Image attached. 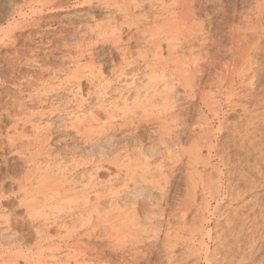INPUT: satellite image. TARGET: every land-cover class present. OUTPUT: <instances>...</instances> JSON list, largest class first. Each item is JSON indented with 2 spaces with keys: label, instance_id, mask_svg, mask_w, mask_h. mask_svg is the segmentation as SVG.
<instances>
[{
  "label": "rangeland",
  "instance_id": "1",
  "mask_svg": "<svg viewBox=\"0 0 264 264\" xmlns=\"http://www.w3.org/2000/svg\"><path fill=\"white\" fill-rule=\"evenodd\" d=\"M192 1L194 4L191 2L193 4V5L191 4L192 5L191 8H193L192 10L195 12L192 11L193 13L192 12L191 13L195 16H193V19L191 17L192 22H190V21H188V22H190V23L196 22L195 23L196 26L198 24H200V22L203 23L202 26L204 27V32H206L205 34L207 37L209 36L207 38L208 39V42L206 45L207 47L205 46L206 49L205 48L204 49H205V51L207 50L208 52H210L212 56H216L214 62L219 64V61H220V64H222V63L227 62V61L229 62V60L233 59V57H234L233 50L234 49H232V48L235 47V41L239 40L237 38L238 33L241 32L239 35H242V37L244 36L245 38L247 37V39H248L247 43L240 40L241 44L239 43V45H242V46L245 45V46L251 47L248 50H250V53L252 54L251 57H253L252 62H251V65L253 67H251L250 73L248 72L247 75L246 74L245 75L247 77H249V78L246 77L247 80H250L253 83L252 87H253V90H255L254 91L255 94L253 97L254 99L251 100V105L249 106L250 111H249V109L243 110L240 105L234 106V105H230L227 102H225L224 96L227 93V91L231 90V89H233L234 92H237V93L239 92L238 94L236 93L237 96L235 97L237 99V102L242 103V100H243V102H245L246 98L243 95V93L244 92L246 93V91L243 88H241L242 87V85H241L242 84V81H241L242 78L236 77L235 85L234 86H228L227 87L228 90L225 88L224 89L225 94L222 95L221 98L218 97V98H220V101L222 102V107H221L219 115L213 116L211 114V112L208 111V109L206 107H204L202 103L199 102V100L197 101V100L191 99L190 97H186L183 94V92H182L183 90L181 87H178V86L175 87L176 91H177L176 92L177 98L179 99L178 100L176 97L174 98V100L176 99V101L177 100L179 101V102L178 101L175 102V105L178 103L176 105L175 111L178 109L179 111L185 112L186 115L188 114L190 120H191V118H192V120H194L195 118L198 119L199 114H201V113L204 116H206L208 119H210V121L213 120L212 122H214V123H212V124H213V129L215 132L214 133L215 137L214 136L212 137V139H214L213 143L216 146V149L218 147V150H220L219 151L220 153H225V154L228 153L231 156V160H230V158H229L230 156L228 157V154L226 155L227 158H229V162H228L229 164L227 163L225 166L217 165V167L219 168V170L217 169L218 171H216V169L213 170V168H211V167L210 168L209 167L204 168V170H203V167H201V166L198 168V170L200 172H202L204 174L205 178H208V180L209 179H212V181L214 180L213 183L215 182V187H217L216 184L218 182L219 185H222L223 187L228 185L227 188L228 189L231 188L230 189L231 192H233L234 190L238 191V189L241 190L243 188V191L241 192V194L243 193L244 195L240 194L241 197L238 199L237 202L234 201V204H232V205H230V202H229V201H231L230 199H226V202H225V200L221 201V204L218 203L216 199L210 200V202L206 200L207 202H209L208 208H206V206L204 207V205H203V204L206 205V202L201 204L202 207L199 204L195 205L192 208V210L189 212V214L186 216V220H187V223L189 222L188 224H190V226L193 229L199 228L200 226L203 225L204 234L201 236H200V234H198V237L194 238V240L191 244L192 246H190L186 243L185 244L180 243L177 246V248L175 249V257H176L175 259L176 260L174 259L175 261L173 260V263H169V262L168 263L169 264H178V262H182V264H206L207 261H205L206 260L205 258H206V256H210L212 258L211 264H213V263L214 264H222V263L223 264H264V187H263L264 186L263 185L264 180L261 181V178L262 179L264 178V176L262 177V175H264V152H263L264 151V102H263L264 101V0H192ZM260 5L262 8L260 7ZM170 6H171V9H170ZM180 7L183 9V6L180 5L179 0H175V1L174 0H159V1L158 0H41V1L40 0H0V190H1L0 191L1 192L0 193V261L1 260L3 261V263L1 262L2 264L7 263L6 259H7L8 252H9V254H13L10 252H15V251L19 252L18 250H21V252H22V250H24L23 252L26 253L27 246H31V247L27 248L28 254H30L34 250L31 253V254L34 253V255H33L34 261H36L35 255H37V256L42 255L41 256V259L43 260V261L41 260L42 263H41L40 259H38V258H40V256L37 257V259H38L37 261L39 264H53L54 261H55V263L57 261L59 263H61L63 261L62 264H68V263L76 264L77 262L75 260L76 259L78 260L79 256H80V258L84 257L83 255L81 256V254L84 253L82 251V249H83L82 247H85L84 251H86L87 248L89 246L92 247L93 244L96 246H97V244H98V246L100 245L99 248H101L102 250L105 251L107 258L111 259L110 263H112V264H158V262H159V264H162V262L164 264H168L166 261L167 257H168V253H167V251H168L167 245L168 244L166 242H164V240L162 238L164 236V234L162 233V231H159V229H162V228L166 229L167 226L170 227L169 224L171 222V227H173V231H174V229L177 228L176 227L177 224H179V222L182 219V216H181L182 213L180 214L176 208H171L170 210L166 209V211H165L166 214H169L170 211L174 212V214H173L174 216H172V220H171V216H170L169 224H167V222H165V221H167L166 220L167 217L161 216V214H162L161 209H162V207H164L163 206L164 204H163V201L160 199L161 197L159 196L158 190L156 189L157 190L156 191L155 189H153L150 185H148L145 182H142V183L138 182V184L136 183L137 185H132V183H130L129 177H131L132 175L129 177H128V175H130L131 174L130 172L133 170L132 169L128 170V167L129 168L133 167V168L137 169L138 167L141 168L140 166L145 164L144 163L145 159L143 160V158H145L146 155L144 153H142L141 150H148L146 148H149L152 144L158 142L159 134L155 132V125L156 124H154V122L151 121L152 122L151 123L147 120H144V119L141 120L140 119L141 122L139 120V123H138V120L134 121V123H131V120H129V118L131 115H132L131 117H133L134 116L133 114H136L135 116H137V117H139V115L142 116L140 108H137L138 104L137 105L133 104L136 102L137 99H139V97H140L141 101H142V99L144 100V98L141 99V97L146 95L145 89H142V90L140 89V92H138V94L136 93V91L133 92L136 89V85H137V87L139 85L142 86V85H144L143 83H146L148 81L147 75L145 76V74H147V73L144 69V67L146 68V66H145V64H143L142 58H140L141 54L143 53L142 51H144V49L146 51V49H147L149 51H146V52L150 56L152 55L151 51H153V49H156L158 47V44L156 43L157 40H154V38H157V36H158V30L160 29V31H161V29H162L161 27L164 25L163 23H164V21L167 20V17H169V18L173 17L172 15L174 12H172V11H175V12L177 11L178 13L176 12V14H180V13L182 14V12H181L182 9ZM179 9H181V11ZM262 9H263V11H262ZM171 13H172V15L170 16ZM181 14L179 16L174 14V16L180 17ZM169 20H167V21H169ZM157 25L158 26L160 25L161 27L160 26L158 27ZM198 26H200V25H198ZM230 26H231V28H230ZM163 27H165V26H163ZM237 28H239V29L236 30ZM243 31H245V33H243ZM153 33H156V37H155V34H153ZM114 34L116 36H114ZM198 36H199V34L196 35L195 40H193L194 45L196 46L197 49H198V47L201 48V45H199V44H201L206 39L205 36L202 34H200L199 37ZM153 40H154V42H153ZM212 40H214V41L211 43ZM146 42H148V43H146ZM154 43H155V45H153ZM156 44H157V46H156ZM246 44H248V45H246ZM162 45L164 48L163 52H162L163 57L166 58V57H168L167 56L168 55L167 50H165V44L162 43ZM154 46H155V48H154ZM159 49L160 48L158 47V49H157L158 52H160ZM155 51L156 50H154L153 53ZM184 51H187V52H184ZM183 52L186 55H188V53H189L188 48L185 47V49H183ZM206 52H201V53H203V55L205 56L204 53H206ZM254 52H255V54H254ZM122 54H123V56H122ZM164 54H165V56H164ZM138 56H140V57L138 58ZM124 57H126L125 59L127 62L125 60H123ZM139 60H140V62H139ZM130 61L131 62L133 61V64L131 65L132 67L130 65H128L129 63H131ZM137 61H138V63H137ZM118 65H120V66H118ZM121 65L123 68L119 69V67H121ZM128 66H129V68L131 67L130 68L131 70L129 68H127ZM93 67L95 68L96 71L94 69H92ZM116 67H118V68H116ZM122 69L124 70V72L126 70L127 71L124 73L122 71ZM92 70L99 73V74H97V75H99V77L96 76V73H91V74H94V77H93V75L91 76L90 74H87L88 72H92ZM97 70H99L101 72H98ZM119 70L122 71V73H124V74H122L121 80H119V78H117L118 73H115L116 71L118 72ZM120 71H119V73H120ZM76 72H78L81 75V77L78 78V76H80V75L77 73V75H76L77 78H76V76L74 78L73 76H74V73L76 74ZM132 73L133 74L135 73V75H133ZM132 75L134 78H132ZM86 76L87 77L89 76L88 78H90V80L93 81V83L94 82L95 83L93 85L89 84L88 82L90 80L89 79L86 80ZM168 77L170 78V76H168ZM94 78H95V80H94ZM114 78H116L118 80H116V79L114 80ZM122 78H124V79H122ZM74 79H77V80L79 79V82L77 81L78 83L81 82V84H79V86L82 85V86H80L81 96H83L82 98H86V97L88 98V99L86 98L87 101H85L86 99L82 100V101H85L86 103L83 102V106L79 109H78L77 102L73 101L74 100L73 94L76 93V91H77V96H78V93H80V91L77 89L79 87L78 83ZM132 79H134L133 80L134 84H136L135 87H132L130 89L132 92L128 89H126V90H125V88L123 89V87H125V85L127 83H130V81L132 82ZM98 80H100L99 83H101L103 81H106V82L108 81L110 84H108V82L107 83L104 82V83L110 85V87L112 86L111 88L109 87V89L106 90L108 95L105 92V95H103V97L106 96V98H104L103 100L98 98L99 97L98 95L97 96L94 95L96 93V91H98V90L96 88H94L93 86L98 84V83H96ZM122 80H125L128 82L123 81V84H122L121 83ZM68 81H70V82H68ZM115 82H116V84H115ZM118 82H120L121 84ZM103 84H101V85H103ZM89 85L91 86V88ZM99 85L100 84H98V86ZM42 86H44V88ZM120 86L121 87L123 86L121 88L122 90L119 89ZM141 86H140V88H141ZM92 88H93V90H92ZM118 89L120 91H124V90L127 91L128 90L126 93H124L125 91L122 92L124 95L126 94L127 98H126V96H124V98H123V94L121 95L120 91ZM135 93L137 95H139L138 98L136 97L137 95H135ZM140 93H142V94L140 95ZM143 93H144V95H143ZM151 93L152 92H150V94ZM150 94H149V96H151ZM154 94H156V93H154ZM81 96L77 97V101L82 99V98H80ZM241 96H243L244 98ZM72 97H73V100H72ZM96 97L98 100L96 99ZM133 97H136L137 99L135 98L136 100L133 101L134 100ZM71 100H72V102H71ZM113 100H115L114 103L116 102L115 105H113V103H112ZM140 100H137L136 103L141 102ZM101 101H104V102H102V104H101ZM158 101L159 100H157V102ZM98 102L100 103V105L97 104ZM126 103L129 105V108L131 110L135 111V112L132 111L133 113L128 114L129 116L127 115L129 117V118H126L127 122L130 121V123H127L126 119L124 117L120 116V114L122 112L121 111L122 108H125V106H127ZM142 103H144V102H141L140 105ZM40 104L43 105L42 106V108L44 107L43 110H45V108H46V110L44 112H40V111H42V108L39 107V106H41ZM97 105H99L100 108L104 107L105 109H107L106 111L108 112V114L112 113L111 114L112 116L114 115L113 113L118 114L119 113L118 109L120 107H122V108H120L121 109L120 114H118L120 116V118H117V117H119V116H116L117 114H115L116 118L113 116L115 118V122L113 121L114 122L113 125L115 127L114 126L108 127L105 130L106 133L102 134V137H101L102 143H100L99 145H95L100 150L103 149L105 151L106 150L108 151L107 160L111 159L112 157H113V159H111L112 161L111 160L106 161L105 160L106 158H105L103 161L100 162L101 164H98L99 162H97V164H96V162H95V167L99 166V165L102 166L101 170L97 173H94V172H96V170H92V169H94V163H90V164L88 163V164H86L87 166L84 165L83 167H81L82 171L77 170L78 173L76 174V176H74V178H76L75 180H77V179L79 180V179H81V177H79V176H81V174L84 175V177H85L86 176L85 174H87V173H88V175L90 173L97 175V177H99L98 179L103 180V181L98 182L99 185H101V186L97 185L100 188L99 190L101 191L102 190L101 187L103 188V186L106 184V183H104V181L106 182V179L109 178L110 174H111V176L114 174L115 175V176L113 175L114 177L112 176L111 179L109 178L110 181L113 180L112 181L113 183L112 182L111 183L113 185H115V187H118L120 189L122 188L121 189L123 191L122 196L124 198H126L127 200H129L130 202H132L136 198V196L140 195L141 193H144L145 195H149L153 198V202L156 203L155 205L159 206L160 204L161 205L163 204L162 207L155 208L156 209L155 210V209H153L155 205L153 206V208H151L152 207L151 204L144 202L143 207H140L137 209V213L139 212L141 214L140 215L138 213L139 217L144 218L143 220L141 218L139 219L142 221V222L140 221L139 224H142L143 226H145L143 228H146V230H147V228L150 227L149 225L151 222L156 223L155 226L153 225L154 223H151V225H153V227H152L153 229H150V230H152V233H151V231L148 232L149 231V229H148L147 232L149 234L145 235L146 238H147V235H148V238H149V236L152 235V237H150L149 240H147L148 238L145 239V237H144V238H140L144 242L142 240L138 239L139 242L142 241L143 243L142 242L140 244H137L139 242L134 243L135 246L137 245V247L140 246L143 248V246H144L143 251H145V249H146L148 252V253H145L147 255L146 256L147 258H148V256L151 255L150 256L151 259H147V258H145V256L141 257L142 255L140 256L138 254L140 257V258L138 257L139 258V261H137L138 263H135L136 261H134L132 259V258H134L133 250H134V252L136 251L135 247L132 246L133 249H131V252L127 249L131 245V244H129L128 240H126L127 243L129 244L128 247L123 248V250H122V248H120V250H122V252L118 250L119 248L114 250L115 252H113V251H111V249H108V248H111L113 246L112 245L108 246V245L111 244L112 241L114 242V239L111 238L112 240L110 239L109 241H107V239L109 237H105L106 234L104 232H101L102 234H100L99 233L100 231H99L98 233L101 236L104 235L103 237H105L107 239L102 237L105 240V241H103V239L100 236H97V238H95L93 241H91V243H93V244L88 245L89 239L87 240L88 237H85L86 235L82 236L84 231H82L81 224L76 220V218H72V216H71V219L68 218V221H65V220H67V218L64 216L66 213L63 215V208H62L63 201H65V200H62V199H59L61 201L57 200V198L59 197V193L61 192L60 190L64 186H66V184H67V188L71 189L70 192H73V191L79 190L81 188L82 182H83V185L86 184V182L88 183V178H86L87 177L86 176L84 179H82L80 188H78L79 185L77 186L76 184L70 185L69 182L72 181L73 177H72V175H70L71 173L70 174H68L69 172L64 173V171H62V169H64L63 165H65V163L67 165V163L70 161L69 156L72 155L73 152H75V151L89 152L90 148L84 146V144L82 142L83 139H81L82 136L79 135L80 132H77L72 127V123L74 122V120L72 121V119L75 118L74 116L76 114L78 116L79 115L80 116L90 115L91 109L95 110L93 108H96ZM101 105H102V107H101ZM142 105H144V104H142ZM252 105H253V107H252ZM94 106H96V107H94ZM111 106H113V108ZM134 106H136L135 107L136 109H132V108H134ZM231 106H233L234 109ZM37 107H38L39 112H37L38 111ZM49 107H50V109L53 108V109H51L52 110L51 112H50ZM108 107L109 108L111 107L110 110H112V109L113 110L108 111V109H109ZM199 107L200 108L202 107V108L200 109ZM47 108H48L49 113H51V114H49V113L47 114V112H48ZM237 108H238V110H237ZM203 111H204V113H203ZM256 111L258 114L256 113ZM33 112L35 115L33 114ZM243 112L244 113L246 112V113L244 114ZM31 113H32V116H31ZM37 113H39V114H37ZM43 113H45L44 116H43ZM194 113H196V114H194ZM41 114H42V116H41ZM153 114H155V113H153ZM23 115H25V117L26 116L27 117L25 118ZM28 116H29V118H28ZM101 116H103L102 118H105V115H103V113ZM21 117H23L22 119L24 121L27 120V118H28L29 121H31V123L28 121L27 122L25 121L27 123L25 125L24 122L22 123L23 120L22 119L20 120ZM249 117H250V120H249ZM30 118H32V119L30 120ZM114 118H113V120H114ZM122 118H124L125 121ZM253 118H255V119H253ZM103 120L104 119H102V121ZM121 120H123L127 124L121 123ZM230 120H231V122H230ZM251 120H253V122H254L253 124H251L252 123ZM221 121L223 122V124H224L223 126L225 129L222 128V129H224V131L219 132L218 131V126H219L218 123ZM228 122H230V123H228ZM35 124L38 126V128L36 127ZM93 125L95 128L99 127V124L97 122L94 123ZM95 125H97V127ZM244 125H246V128ZM33 126H35L36 128ZM235 128L236 129L238 128L239 131H238V129L236 130ZM33 129H36L35 131H37V133L35 131H33ZM189 131H190L189 128H188V130H187V128H184V129L181 128L178 132L179 135L181 136V137H179V141H180L181 145L183 147L186 146V148L189 146L188 144H189L190 139H191V133H190L191 131L190 132ZM232 131L234 132V134ZM17 134L19 135L18 136L19 138L17 137ZM36 134L39 137L41 136V138H38L36 136ZM20 135L22 136L21 139L23 141L20 140ZM15 136H16V138H15ZM23 136L27 139V142H30L31 144L33 143V145H31V148H29L30 143H28L29 147L25 145V143L27 144V142L24 143V141L26 139L23 138ZM44 136H46L45 138L47 140L44 139ZM33 137H34V139L37 138L38 140L42 139L43 142L38 143L37 142L38 140L37 139L34 140ZM237 137H238V139H237ZM242 137L245 138V142L243 141L244 138H242ZM17 138H18V140H16ZM13 139H15L16 142L12 143L11 140L15 141ZM248 140L249 141L253 140L256 145L254 144V147H253V145L251 146L250 142H246ZM46 141H48V142H46ZM242 142L245 144V146L243 144H241ZM44 143H46V145ZM111 143H113V146L109 147L108 144H111ZM16 144H17V146L15 147ZM34 145H36V147ZM102 145H104V146H102ZM121 145H122L123 149L121 148ZM123 145L124 146L126 145V147H125L126 149H124ZM249 145H250V147H248ZM43 146L45 149H46V146H47V149H50V151H47V154L49 153V155H51V156L48 157L46 152L44 154L43 151L42 152L40 151V150L44 149ZM255 146H258V147L261 146V147H260V149L258 147H256L259 149L258 150L255 148ZM34 147H35V149H37V147L39 149L40 148L41 149L40 150L37 149L34 151L33 150ZM225 147H226V149L228 148L230 150V152H228L229 150L228 151L226 149L224 150ZM249 148H251L252 150L250 151ZM254 148L256 149V152H255ZM261 148H263V150ZM45 149H44V151H45ZM115 149L118 151H116ZM253 150H254V152H253ZM260 150H262V151H260ZM36 151H37V153H38V151H40L43 154V156L45 155L46 157L44 158L42 155L39 156V154H41V153H38L37 155L35 154L36 155L35 156L34 153ZM111 151H114V152L112 153ZM115 152H117L116 153L117 159L115 158L116 161H115L114 156H113V154ZM109 153H110V156H109ZM202 153L204 155L207 154V150L204 149L202 151ZM259 154H260V156H259ZM160 156H161V154H157V156L155 155L152 157H148V158H150V160L148 161V163L146 161V163H147V166L149 167V168L147 167L149 170L146 169V167H145V169L147 171H149V173L152 170H154V172H151V173H153V175H155L156 172L159 173L160 171L157 170V167L161 163H162L161 165H164V167H163L164 171L167 172V170H169L171 168L170 165H172V162H170L168 160L165 161ZM47 157H48V159L50 158L49 161H48ZM213 157L211 160L212 164H218L217 158L216 157L213 158ZM255 157H257V158L255 159ZM29 158H30V161H29ZM31 160H35L34 161L35 166H33V163H32L33 161H31ZM45 160H47V161H45ZM113 160L115 161V163L113 162ZM161 160H163V161H161ZM105 161H106V164L103 163ZM110 161L113 162L114 164H112ZM230 161L232 162V164L230 163ZM108 162H109V165H108ZM116 163L118 164V166H120V168H121V166H124L123 167L124 169L121 168V170H120V168H119V172L121 173L120 176L119 175L117 176V174H116V172L118 173V168H117ZM103 164H104V166H103ZM91 167H93V168H91ZM104 167L108 168V169L103 170ZM139 168L137 170H138V172H141V170ZM243 168H244V170H243ZM262 168H263V170H262ZM150 169H151V171H150ZM185 169H186V171L191 173L190 172L191 169L186 164L181 165L179 167V170L181 172L177 174V177H176V180H175L174 186H173V193L170 192V196H172L170 198V201L174 198L175 191H177L176 193L180 192V193H178V195L180 194V196H182V197L185 195L184 189L186 186H185V178L183 177V176H185V174H184L186 172ZM126 170H127L128 174H127ZM207 171H209V172H207ZM220 171H221V173H220ZM70 172H72V171H70ZM122 172H124V174L127 175V176L126 175L125 176L129 178V180H128L129 183H125L128 181L124 180L125 176L123 177ZM212 172H214V173H212ZM243 172L245 174H248V175L250 174L249 175L250 177L248 175H245V177L246 176L247 177L243 178L242 177L244 175ZM132 173H134V172H132ZM227 173L229 174V178H228ZM230 173H232L231 176H230ZM240 173H242V175ZM260 173H261V175H260ZM29 174H31V175H29ZM35 174H37V175H35ZM38 174H39V176H38ZM226 174H227V176H226ZM27 175L30 177H28ZM34 175L36 178L34 177ZM51 175H53V177H51ZM94 175H93V177H94ZM149 175L152 176L149 179H153V175L152 174H149ZM259 175L261 176L260 178H258ZM40 176H42V178H45L47 176H50V178H52V179L45 178L47 180L46 182H48V184H49V182L51 183L50 185L47 184V186H46L47 188H48V186L50 188L47 189L44 186V185H46V182L45 183L42 182L43 179L41 180ZM157 176H158V174H157ZM24 177H25V179H24ZM39 177H40V179H39ZM55 177L57 178V180L58 179L60 180L59 181L60 185L57 184V180L53 181L54 180L53 178H55ZM117 178H118V180H117ZM217 178H219V179H217ZM257 178H258V180H257ZM20 179L24 180V183H23L24 186H22V183H20L21 182ZM33 179H34V181H33ZM45 179H44V181H45ZM98 179H96V181H99ZM226 179L229 182L226 181ZM244 179L246 181L245 184H244V182H245ZM23 180H22V182H23ZM35 180L37 182H39L38 180H41L40 184H41V182L44 183V185H43L44 187H40L39 183H38L39 185L36 184ZM123 180H124V183H123ZM215 180H217V181H215ZM240 180H241V182L242 181L243 182L240 183ZM32 181L35 183H33ZM257 181L258 182L261 181V183H263V184H261L260 182L258 183ZM101 182H102V184H100ZM230 182H231V185L229 186L228 183H230ZM30 183H33L34 188H36V189H34V188L31 189L33 184H30ZM107 183L109 184L110 182H107ZM19 184H21V185H19ZM26 185L27 186L32 185V186L30 188V187H27ZM57 185L59 187L61 186L60 187L61 189L56 188V187H58ZM73 185H74V187H73ZM235 185L237 187L241 186V188L240 187L237 188V187H235ZM251 185H252V187L250 189ZM19 186H21V187H19ZM25 186L28 189L25 188ZM254 186L257 189L253 188ZM22 187L24 188L25 191L27 189V192L31 191L34 194V196L32 194H30V195L32 197H35V201H37V203H34L35 201H33V203H32V204H36L35 208H33L35 205H31L32 207L30 206L31 208H33V210L31 209L32 213H34L35 211L41 210L40 212L43 211L42 213L45 215L46 212L54 211L55 214H54V216H52V218L56 217L59 214L58 216H62V217L66 218V219L64 218L63 220L65 221L64 223H67V224L66 225L62 224V228L61 227L60 228H54V230H53V228H51V227H50L51 229H45L46 227L44 228L43 226H45L46 223L42 222L43 223L42 227L44 229L42 227H39L42 225V223H39V226L37 228L38 223H36L37 224L36 225L35 224L36 221L34 222V221H32V219L30 221V216L28 217V215H27V212L30 211L29 210L30 207H28L29 206L28 204L24 205L25 200L23 201V199H28L30 197V195H29V197L27 195L26 197H28V198H25V195L27 194V192H25ZM175 187L178 188L179 190H176ZM118 188H115V189H118ZM54 189L56 190V193H54L55 192ZM57 189H60V190H57ZM244 189H245V192H244ZM248 189H250L251 191H249ZM221 190H222V188H221ZM57 191H59V192H57ZM200 191L202 193V190H199L198 192H200ZM44 192L50 193V194L54 193V195H52L53 197L50 195H49L50 197H48V194L45 195ZM201 193L198 194L199 195L198 196V202L201 201L202 199H204V197L201 196L202 195ZM55 194H56V196H55ZM168 195H169V193H168ZM29 199L28 200L31 201L33 198L31 199V197H30ZM126 199H124V201ZM28 200H26V201H28ZM243 200L245 201V203H246V201L248 202V200H249L248 204L247 203L245 204L243 202ZM254 200L256 201V204H255ZM124 201H123V203H120L121 208L124 206ZM158 201H160V203ZM251 201H252V203H251ZM57 202H59L58 204L61 208L59 206H56L55 209L57 207H59V209H62V212H58L59 209L53 210V207H54V205L57 204ZM228 203L230 206L228 205ZM214 204H216V205H214ZM220 205L221 206L223 205V207H221ZM235 205H237L236 206L237 209H236ZM26 206L29 209H26L27 208ZM226 206H228V207H226ZM253 206L255 208L254 210H253V208L251 209V207H253ZM217 207H220L221 209L217 210ZM231 207H235L234 208L235 210L233 209L234 210L233 211ZM36 208H38L39 210ZM121 208H119V209H121ZM141 208L142 209L144 208V209L142 210ZM158 209H160V210H158ZM229 209H231L232 211H230ZM59 211H61V210H59ZM147 211L150 212V214L152 213L151 216H157L156 219L155 218L153 220L150 219V221L147 220V219H149V218H147V215L149 214ZM158 211L160 214L158 213ZM225 211L227 214L225 213ZM229 211L231 214L228 213ZM51 212H49V213L51 214ZM145 212L147 213V215L145 214ZM153 212H156V213L154 214ZM233 212H235L237 215L234 214ZM49 213H47V214H49ZM36 214L40 216L41 213L38 214V212H37ZM43 214H41V215H43ZM150 214H149V216H150ZM170 214L172 215V213H170ZM51 215H53V214H51ZM67 215H68V217L70 216L69 214H67ZM144 215L146 216L147 219L145 218ZM196 216H197L198 220H197ZM227 216H229V217H227ZM62 217L60 219H58L59 217L55 218L54 220L57 221L56 219H58V223H60ZM199 217L202 218L203 221L201 219H199ZM40 218L44 219L43 216H40ZM178 218H179V220H178ZM41 219H39V220L42 221ZM39 220H37V221H39ZM51 221H53V219ZM31 222H33V224ZM231 222H232V224H231ZM200 223H202V224H200ZM47 225L50 226L51 224H47ZM65 226H66V228H65ZM174 226H175V228H174ZM154 227L157 228L158 230L156 229V231H155ZM36 228H37V230H40V231L42 229L44 231H46V230L51 231L52 230L51 232L49 231V233L46 231L47 234H49L48 236H52V237L47 238L48 236H46V234L44 236V234H43L46 232H41L43 234V236L41 235V233H39L41 235V238H42V240H40L41 239L40 235H38L39 236L38 237V236H36L37 234H35ZM47 228H48V226H47ZM169 229L171 231L172 228H169ZM207 229H210V230L207 231ZM121 230L122 229H119V231H121ZM57 231H59V232H57ZM157 231H158V233H157ZM153 232H154V234H153ZM107 233H110V232H107ZM99 234H96V235H99ZM154 235L156 237H157V235H159L157 237L158 239ZM43 237H45V238H43ZM153 237H154V239H153ZM37 238H39V239H37ZM160 239L163 240V242ZM36 240H40V241H38L39 243L37 245L36 244L34 245L33 243H36ZM20 241H22L23 243L22 242L20 243ZM54 241H56L55 244H57V242H59V243H62L63 246L61 245L59 247V244H58V247L60 249L55 254H53L54 256L52 257L50 251L52 248H54V244L52 247V243H54ZM62 241L63 242L68 241L65 244L66 245L69 244L71 247L68 246L70 248H68V247L66 248L64 246L65 244ZM18 242L20 245L18 244ZM79 242H81L83 244L86 242L87 246H84L85 244L82 245ZM78 243L81 244V245H79L81 247H78L81 249H78V252H76ZM131 243H132V241H131ZM15 244H17V245H15ZM24 244H25V246H24ZM112 244L114 245V244H118V243L115 241ZM142 244H143V246H142ZM120 245L122 246V244H120ZM18 246H21L24 249L21 247L16 248ZM126 246H127V244H126ZM228 246H229V248H228ZM50 247H52V248L50 249ZM61 247H62V249H61ZM122 247H124V245ZM189 247L192 248V251L197 250L196 252L194 251L195 254L193 253L194 254L193 256H190L191 258L188 256V253H182V251H185L186 248L188 249ZM30 248H31V252H30V250H28ZM142 248H141V250H142ZM39 250H40V253H42V254H40L38 252V254H39L38 255L36 251H39ZM71 250L75 251L76 253H74V252L72 253ZM79 250H81L80 255L77 254V253H79ZM98 250H100V249H98ZM123 251H125L124 253H127L128 251L129 252L126 255H124ZM23 252L20 254H24ZM67 252H68V255H71L69 258V262L67 261L68 257H69V256H67ZM119 252L121 253V255L118 254ZM197 252H198V254H197ZM150 253H152V254H150ZM28 254H25V255L27 256ZM43 254H46V255L43 257ZM61 254H64V257L67 256V259H66V257L64 258L63 255H61ZM129 254L132 257H130ZM185 254H187L188 257ZM198 255H199V257H198ZM214 257H215V259H214ZM216 257H218V259ZM53 258H55V260ZM142 258H144V259H142ZM231 258H233V259H231ZM58 259H60L61 262ZM180 259L183 261H181ZM66 261L68 263H65ZM81 261H83V259ZM86 263L87 264H102V263H98V262L96 263V261H91L90 263H88V262H86ZM19 264H24V261L20 260Z\"/></svg>",
  "mask_w": 264,
  "mask_h": 264
},
{
  "label": "bare ground",
  "instance_id": "2",
  "mask_svg": "<svg viewBox=\"0 0 264 264\" xmlns=\"http://www.w3.org/2000/svg\"><path fill=\"white\" fill-rule=\"evenodd\" d=\"M41 1V0H40ZM159 1V0H158ZM175 1V0H174ZM180 1V5L181 6H183V9H182V11H181V9H179L181 12H182V14H181V16L180 17H176V16H174V14L175 15H180V14H176V12L175 11H172V12H174L173 13V15H172V13L170 14V16L172 15L173 17H171V18H169V17H167V20H169V21H164V25L163 26H165V27H161L160 25V27L163 29H161V31H160V29L158 30V36H157V38H154V40H157V44H158V47L160 48L159 50H160V52H158L157 51V49H158V47L156 48V49H153V51L154 50H156L154 53H153V51H151V53H152V55L150 56L146 51H149V50H147L146 49V51H145V49H144V51H142L143 53L141 54V57L140 56H138V58L140 57V58H142V61H143V64H145V66H146V68L144 67V69H145V71H146V73L147 74H145V76L147 75V77H148V81L146 82V83H143L144 85H139L138 87H137V85L136 84H134V79H132V82L130 81V83H127L126 85H125V87H123V89L125 88V90L126 89H128V90H130L132 87H135V85H136V89L133 91V92H135L136 91V93L138 94V92H140V89L142 90V89H145V94L146 95H144V93H143V97H141V99L142 98H144V100L142 99V101L140 100V97H139V99H137L138 98V96L139 95H137L136 93H135V95H137L136 97H133L134 98V100L133 101H135L136 99L137 100H140L141 102H144V103H142V104H144V105H140V103L141 102H139V103H136L137 102V100H136V102L135 103H133L134 105L136 104H138L137 105V108H140V111H141V115L142 116H140L139 115V117H137V116H135L136 114H133L134 116L133 117H131L130 116V118L128 117L129 115L128 114H130V113H133V112H135L134 110H131L130 108H129V105L127 104V106H125V108H122V107H120V108H122V110L119 108L118 110V114H120V110L122 111L121 112V114H120V116L121 117H124L125 119L126 118H129V120H131V123H134V121H137L138 120V123H139V120L141 119V120H147V121H149V122H154V124H156L155 125V132L156 133H158L159 134V140H158V142H156V143H154V144H152L149 148H146V149H148V150H141V152L142 153H144L146 156H145V158H143V160L145 159V161H144V165H142V166H140L141 168H139L140 170H141V172H138V168L136 169V168H133V167H128V170L130 169H132L133 171H131L130 173V175H128V177L129 176H131V177H129L130 178V180H129V178L128 177H126L127 175L126 174H124V172H122V175H123V177L125 176V178H124V180L126 181H130V183H132V185H137L138 184V182H145V183H147L148 185H150L153 189H157L158 190V192H159V196L161 197L160 199L163 201V206L164 207H162V205L160 206H157V205H155L156 203H154L153 202V198L151 197V196H149V195H145L144 193H141L140 195H138V196H136V198L132 201V202H130L129 200H127L126 198H124L123 196H122V188L120 189V188H118V187H115V185H113L112 183V181L113 180H111L110 181V179H111V177L114 175H112L111 176V174L109 175V178H107L106 179V182L104 181V183H106L104 186H103V188L101 187V191L99 190L100 188L98 187V186H101V185H99V183L98 182H100V181H103V180H101V179H98L99 177H97V175H94V174H91L90 172V174L88 175V173L87 174H85L86 176V178H88V183L86 182V184H84L83 185V182H82V179H84L85 177H84V175H82L81 174V176H79V177H81V179H77V180H75L76 178H74V176H76V174L78 173L77 172V170H81V167H83L84 165L85 166H87L86 164H90V163H94V169H92V170H96V172H94V173H97V172H99L100 170H101V168H102V166H96L95 167V162H96V164H97V162H99L98 164H101L100 162L101 161H103L105 158V160L106 161H108V160H111V159H113V157L111 158V159H108L107 160V155H108V151L106 152L105 150H100V149H98L95 145H99L100 143H102L101 142V137H102V134H104V133H106V129L108 128V127H111V126H114L113 124H114V122H115V118H116V116H119L117 113H113L114 115V117L111 115L112 113H110V114H108V112L106 111L107 109H105L104 107V109L103 108H100V101L97 103V104H99V105H97V107L96 106H94V107H96V108H93V109H95V110H92L91 109V113H90V115H88V116H78L77 114L74 116L75 118H73L72 119V121L74 120V122L72 123V127L77 131V132H80V134L79 135H81L82 136V138L81 139H83V144H84V146L85 147H89L90 149H89V152H82V151H75V152H73V154L72 155H70L69 157H70V161L67 163V165H66V163H65V165H63L64 166V169H62V171H64V173L65 172H69L68 174H70V175H72V177H73V179H72V181H70L69 182V184L70 185H72V184H76L77 186L79 185V187L78 188H80V185H81V182H82V185H81V188L79 189V190H75V191H73V192H70L71 191V189L70 188H67V184H66V186H64L62 189L58 186V187H56V188H60V189H57V190H60L61 192L59 193V197L57 198V200H59V199H62V200H65V201H63V205H62V208H63V215L67 218V220H65V221H68V218H70L71 219V216H72V218H76V220L81 224V229H82V231H84L83 232V234H82V236L83 235H86L85 237H88L87 238V240L89 241H87L88 242V245H91V244H93V243H91V241H93L95 238H97V236H100L101 238L104 236V235H100V234H102L101 232H104L106 235H105V237H109L108 239L107 238H105V237H103V238H105V239H107V241H109L111 238L112 239H114V242L116 241L118 244H112V243H114L113 241H112V243L111 244H109L108 246H113V247H111V248H108V249H111V251H113V252H115L114 250H116V249H118L119 251H121L122 252V250H123V248H125V247H128V245L129 244H131L130 245V249L129 248H127L130 252H131V249H133V247L132 246H134L135 247V252H134V250H133V253H134V258H132L134 261H136L135 263H138L137 261H139V255L141 256V257H144L145 256V258H147L146 256V254L145 253H148L147 252V250L145 249V251H143V248H144V246H143V244H142V246H143V248L142 247H140V246H138L137 247V245L135 246V244L134 243H137V242H139V240L138 239H140V238H144L145 237V235L146 234H149L148 232H150L151 231V233H152V230H150V229H153L152 227H153V225L155 226V222H151V223H154L153 225H151V223H150V227H148L147 228V230H146V228H143V227H145V226H143L142 224H139L140 223V221L141 220H139L141 217H139V215H138V213H137V209L138 208H140V207H143V203L144 202H146V203H148V204H151L152 205V207L151 208H153V206H154V208L153 209H155V208H158V207H162V211H161V216H164V217H167V221H165V222H167V224H169V221H170V216H171V220H172V216H174L173 214H174V212H171L170 211V213H172V215L169 213V214H166V209H171V208H176L177 209V211H179V213L181 214V216H182V219H181V221L179 222V224H177V228H175V226H174V231H173V227H171V222H170V227H168L167 225V227H166V229H163L162 227V229H159V231H162V233L164 234V236L162 237L163 238V240H164V242H166L167 244V246H168V251H167V253H168V257H167V263L169 262V263H173V260L176 258L175 257V249L177 248V246L180 244V243H186V244H188V245H190V246H192L191 244H192V242H193V240H194V238H197L198 237V234H200V236L201 235H203L204 234V227H203V225L202 226H200L199 228H192L191 226H190V224H188L187 223V220H186V216L189 214V212L192 210V208L195 206V205H197V204H199V205H201L202 203H205L206 202V205L205 204H203L204 205V207L206 206V208H208V206H209V202H210V200H214V199H216L217 200V202L218 203H220L221 204V201H224L225 200V202H226V199H230L231 201H229L230 202V205H232V204H234V201L235 202H237L238 201V199L241 197V195H244L243 193L241 194V192L243 191V188L241 189V190H239L238 189V191L236 190H232L233 192H231L230 191V189H228L227 187H228V185H226L225 187H223L222 185H219V183L217 182V184H216V186L217 187H215V182L213 183V181H212V179H209L208 180V178H205V176H204V174L202 173V172H200L199 170H198V168L201 166V167H203V170H204V168H213V170L214 169H216V171H218L219 170V168L217 167V165H221V166H225L228 162H229V158H230V160H231V156L228 154V153H220L219 151L220 150H218V147H217V149H216V146L214 145V143H213V141H214V139H212V137L214 136V129H213V124L212 123H214V122H212V121H210V119H208L206 116H204L202 113V115L201 114H199V118L198 119H194V120H192V118H191V120H190V118H189V116H188V114L186 115V113L185 112H183V111H179L178 109V111L176 112L175 111V108H176V105L178 104H176L175 105V102H177L179 99L177 98V94H176V86H178V87H181L182 88V92H183V94L186 96V97H190L191 99H193V100H199V102L200 103H202L203 104V106L204 107H206L207 109H208V111H210L211 112V114L213 115V116H218L219 115V113H220V110H221V107H222V102L220 101V98H221V96L222 95H224L225 94V92H224V89L226 88L227 89V87L228 86H234L235 85V83H236V77H241L242 78V87L241 88H243L245 91H246V93L244 94L243 93V95L245 96V102H243V100H242V103H239V102H237V99L235 98L236 96H237V94L239 93H237V92H234V90L233 89H231V90H228L227 91V93L225 94V102H227L228 104H230V105H234V106H236V105H240L241 106V108L243 109V110H248L249 109V106L251 105V100L252 99H254L253 97H254V91L255 90H253V83L250 81V80H247V78H249V77H247L246 75H247V73L249 72L250 73V70H251V67H253L252 65H251V62H252V58L253 57H251V53H250V50H248V49H250L251 47H248V46H242V45H239V43L241 44V41H243V42H246L247 43V41H248V39H247V37L245 38L244 36L242 37V35H239L240 33H238V35H237V38L239 39V40H234L235 41V47H233L232 49H234L233 50V52H234V57H233V59H231V60H229V62L227 61V62H224V63H222V64H220V61H219V64L218 63H216V62H214L215 61V57L216 56H212L211 55V53L210 52H208L207 50V52L205 51V46L207 45V42H208V37L206 36V32H204V27L202 26V22H200V24H198V25H200V26H196V22H193V23H190V22H192V20H191V17H192V19H193V16H195V15H193L192 13L193 12H195V11H193L192 9L193 8H191V6L194 4L193 3V1L192 0H179ZM163 2V1H162ZM193 4H192V3ZM192 4V5H191ZM178 5V4H177ZM259 5V4H258ZM179 7V6H178ZM177 7V8H178ZM194 7V6H193ZM260 7H261V5H260ZM262 8V7H261ZM170 9H171V6H170ZM169 10V9H168ZM175 10V9H174ZM193 11V12H192ZM258 11V10H257ZM262 11H263V9H262ZM192 12V13H191ZM178 13V12H177ZM192 14V15H191ZM195 14V13H194ZM166 19V18H165ZM190 19V20H189ZM222 19V18H221ZM244 20V19H243ZM255 20V19H254ZM188 21H190V22H188ZM194 21V20H193ZM198 22V21H197ZM166 23V24H165ZM255 23V22H254ZM260 23V22H259ZM258 25V24H257ZM158 26V25H157ZM158 26V27H159ZM228 26V25H227ZM235 26V25H234ZM258 27V26H257ZM101 28V27H100ZM228 28V27H227ZM230 28H231V26H230ZM247 28V27H246ZM245 28V29H246ZM158 29V28H157ZM239 28H237L236 30H238ZM254 29V28H253ZM247 30V29H246ZM91 31V30H90ZM234 31V30H233ZM250 32V31H249ZM157 33V32H156ZM156 33H153V34H155V37H156ZM243 33H245V31H243ZM150 34V33H149ZM199 34V36H200V34H202V35H204L205 36V40L201 43V44H199V45H201V48H199L198 47V49L196 48V46L194 45V42H193V40H195V37H196V35H198ZM152 35V34H151ZM234 35V34H233ZM114 36H116L115 34H114ZM198 36V37H199ZM197 37V38H198ZM214 37V36H213ZM149 38V37H148ZM152 38V37H151ZM218 38V37H217ZM147 40V39H146ZM151 40V39H150ZM154 40H153V42H154ZM215 40V39H214ZM214 40H212L211 41V43L214 41ZM241 40V41H240ZM149 41V40H148ZM210 41V40H209ZM240 41V42H239ZM146 43H148V42H146ZM150 43V42H149ZM162 43H164L165 44V50H167V56L168 57H163V45H162ZM215 43V42H214ZM213 43V44H214ZM157 44H156V46H157ZM244 44V43H243ZM249 44V43H248ZM248 44H246V45H248ZM153 45H155V43L153 44ZM152 45V46H153ZM185 47H187L188 48V51H189V53H188V55H186L184 52H187V51H184L183 52V49H185ZM207 47V46H206ZM147 48V47H146ZM154 48H155V46H154ZM205 48V49H204ZM253 48V47H252ZM258 48V47H257ZM119 49V48H118ZM229 49V48H228ZM121 50V49H120ZM201 50V51H200ZM253 50V49H252ZM141 52V51H140ZM201 52H206V53H204L205 54V56L203 55V53H201ZM217 52V51H216ZM257 52V51H256ZM125 53V52H124ZM123 53V54H124ZM182 53V54H181ZM259 53V52H258ZM123 54H122V56H123ZM128 54V53H127ZM213 54V53H212ZM254 54H255V52H254ZM121 55V54H120ZM164 56H165V54H164ZM123 58V57H122ZM126 57H124V59L123 60H125L126 61V59H125ZM122 60V61H123ZM217 60V59H216ZM124 62V61H123ZM127 62V61H126ZM125 62V63H126ZM131 62V61H130ZM139 62H140V60H139ZM222 62V61H221ZM137 63H138V61H137ZM127 64V63H126ZM133 64V61L131 62V63H129L128 65H132ZM253 64V63H252ZM123 65V64H122ZM122 65H121V67H119V69H121V68H123L122 67ZM118 66H120V65H118ZM132 67V66H131ZM130 67V68H131ZM91 68V67H90ZM116 68H118V67H116ZM127 68H129V66L127 67ZM129 68V69H130ZM92 69H94L95 70V68L93 67ZM126 69V68H125ZM131 70V69H130ZM91 71V70H90ZM96 71V70H95ZM95 71H93L92 70V72H88L87 74H90L91 76L93 75V77H94V74H91V73H96V76H98L99 77V75H97V74H99V73H97V72H95ZM98 72H101V71H99V70H97ZM120 71V70H119ZM119 71L117 72H115V73H118L117 74V78H119V80H121V77H122V74H124L125 72H124V70L122 69V71L124 72V73H122V71H120V73H119ZM77 73L78 72H76V74L74 73V78H75V76L77 75ZM136 73V72H135ZM135 73L133 74V75H135ZM144 73V72H143ZM79 74V73H78ZM246 74V75H245ZM80 75V74H79ZM102 75V74H101ZM133 75H132V78H134L133 77ZM249 75V74H248ZM84 76V75H83ZM90 76V77H91ZM127 76V75H126ZM125 76V77H126ZM168 76H170V78L168 77ZM33 77V76H32ZM79 77H81V75L80 76H78V78ZM89 77V76H88ZM87 76H86V80L87 79H89L90 80V78H88ZM92 77V78H93ZM101 77V76H100ZM168 77V78H167ZM247 77V78H246ZM71 78V77H70ZM76 78H77V76H76ZM91 78V79H92ZM81 79V78H80ZM98 79V78H97ZM116 78H114V80H115ZM122 79H124V78H122ZM126 79V78H125ZM74 80H76V82L78 81L79 82V79L77 80V79H74ZM88 80V81H89ZM93 80V79H92ZM94 80H95V78H94ZM116 80H118V79H116ZM71 81V80H70ZM70 81H68V82H70ZM123 81H125V80H122L121 81V83L123 84ZM77 82V83H78ZM100 82V80H98L96 83H98V84H100L99 86H98V84L97 85H94L93 87L94 88H96L98 91H96V93L94 94L95 96H99L98 98H100V99H104V98H106V96H104L103 97V95H105V92H106V90L107 89H109V87H110V85H108V84H110L108 81V84H106L107 82L106 81H103V82H101V83H99ZM104 82H106V83H104ZM113 82V81H112ZM111 82V83H112ZM117 82V81H116ZM116 82H115V84H116ZM125 82H128V81H125ZM72 83V82H71ZM89 84H91V85H93L94 83H93V81H89L88 82ZM104 83V84H103ZM118 83H120V82H118ZM120 83V84H121ZM68 84V83H67ZM70 84V83H69ZM79 84H81V82L80 83H78V86H79ZM101 84H103V85H101ZM80 86H82V85H80ZM80 86L77 88L79 91H80ZM90 86V85H89ZM140 86H141V88H140ZM39 87V86H38ZM43 88H44V86H42ZM112 87V86H111ZM110 87V88H111ZM121 86L119 87V89L120 90H122L121 88H122ZM90 88H91V86H90ZM116 88V87H115ZM48 89V88H47ZM46 89V90H47ZM51 89V88H50ZM118 89V90H119ZM92 90H93V88H92ZM115 90V89H114ZM117 90V89H116ZM119 90V91H120ZM124 90V91H125ZM127 90V91H128ZM45 91V90H44ZM78 91V92H79ZM112 91V90H111ZM124 91H120V94L122 95L123 93L122 92H124ZM127 91H125L124 93H126ZM131 91V90H130ZM33 92V91H32ZM118 92V91H117ZM132 92V91H131ZM150 92H152L151 94H150ZM241 92V91H240ZM89 93V92H88ZM93 93V92H92ZM107 93V92H106ZM154 93H156V94H154ZM159 93V94H158ZM237 93V94H236ZM142 93H140V95H141ZM149 94L151 95V96H149ZM30 95V94H29ZM74 96V100H73V97H72V100L73 101H76L77 102V105H78V109L79 108H81L82 106H83V102H85V101H87V99L86 98H82L83 96H81V91H80V93H78V96H81L80 98H82V99H80L79 101H77V91H76V93H74L73 94ZM89 95V94H88ZM107 95H108V93H107ZM72 96V95H71ZM120 96V95H119ZM124 96H126V94L124 95L123 94V98H124ZM260 96V95H259ZM177 98L178 100L176 101V99L174 100V98ZM218 97H220V98H218ZM241 97H243V96H241ZM27 98V97H26ZM121 98V97H120ZM122 98V99H123ZM126 98H127V96H126ZM136 98V99H135ZM244 98V97H243ZM85 100V101H82V100ZM96 99H97V97H96ZM99 99V100H100ZM116 99V98H115ZM72 100H71V102H72ZM98 100V99H97ZM126 100V99H125ZM157 100H159L158 102H157ZM263 100V99H262ZM105 101V100H104ZM104 101H101V104H102V102H104ZM114 101L115 100H113V105H115V103H114ZM132 101V102H133ZM75 102V103H76ZM179 102V101H178ZM261 102V101H260ZM264 102V101H263ZM15 103V102H14ZM86 103V102H85ZM254 103V102H253ZM41 105V104H40ZM104 105V104H103ZM112 105V104H111ZM254 105V104H253ZM253 105H252V107H253ZM42 106L43 105H41V106H39L40 108H42ZM105 106V105H104ZM229 106V105H228ZM255 106V105H254ZM101 107H102V105H101ZM106 107V106H105ZM112 108H113V106H111ZM111 107L108 109V111L111 109ZM136 106H134V108H132V109H136L135 108ZM231 107H233V106H231ZM238 107V106H237ZM262 107V106H261ZM200 108V107H199ZM202 108V107H201ZM200 108V109H201ZM44 109V107L42 108V111H40V112H44L45 110H46V108H45V110H43ZM49 109H50V107H49ZM51 109H53V108H51ZM50 109V112L52 111ZM55 109V108H54ZM233 109H234V107H233ZM37 110H38V107H37ZM41 110V109H40ZM113 110V109H112ZM112 110H110V111H112ZM228 110V109H227ZM231 110V109H230ZM237 110H238V108H237ZM255 110V109H254ZM47 111H48V108H47ZM46 111V112H47ZM133 111V112H132ZM200 111V110H199ZM249 111H250V109H249ZM253 111V110H252ZM259 111V110H258ZM37 112H39V110L37 111ZM247 112V111H246ZM245 112V113H246ZM254 112V111H253ZM24 113V112H23ZM49 113V111L47 112V114ZM102 113H103V115H105V118H102L103 116H101L102 115ZM153 113H155V114H153ZM203 113H204V111H203ZM232 113V112H231ZM244 113V112H243ZM244 113V114H245ZM250 113V112H249ZM248 113V114H249ZM255 113V112H254ZM256 113H257V111H256ZM20 114V113H19ZM33 114H34V112H33ZM37 114H39V113H37ZM49 114H51V113H49ZM115 114H117L116 116H115ZM194 114H196V113H194ZM258 114V113H257ZM35 115V114H34ZM45 115V113H43V116ZM128 115V116H127ZM243 115V114H242ZM261 115V114H260ZM24 117H25V115H23ZM31 116H32V113H31ZM30 116V117H31ZM41 116H42V114H41ZM120 116L119 117H117V118H120ZM198 116V115H197ZM208 116V115H207ZM246 116V115H245ZM249 116V115H248ZM247 116V117H248ZM257 116V115H256ZM27 117V116H26ZM25 117V118H26ZM192 117V116H191ZM17 118V117H16ZM23 117H21L20 118V120L22 119ZM24 118V119H25ZM28 118H29V116H28ZM27 118V120H25L26 122L28 121V122H30L31 123V121H29V119ZM113 118H114V120H113ZM124 118H122V119H124ZM223 118V117H222ZM240 118V117H239ZM245 118V117H244ZM261 118V117H260ZM32 118H30V120H31ZM102 119H104L103 121H102ZM125 119H124V121H125ZM242 119V118H241ZM246 119V118H245ZM253 119H255V118H253ZM23 120V119H22ZM141 120H140V122H141ZM249 120H250V117H249ZM24 120L22 121V123L24 122L25 123V125L27 124L26 122H25ZM114 121V122H113ZM123 120H121V123H123V124H127V123H130V121H128L127 122V119H126V122H124ZM133 121V122H132ZM146 121V122H147ZM223 121V120H222ZM219 122L218 124H219V126H218V131L220 132V131H224V124H223V122ZM235 121V120H234ZM246 121V120H245ZM252 121V123L251 124H253L254 122H253V120H251ZM255 121V120H254ZM257 121V120H256ZM98 123L99 124V127L98 128H95L94 127V123ZM151 122V123H152ZM230 122H231V120H230ZM230 122H228V123H230ZM117 123V122H116ZM239 123V122H238ZM243 123V122H242ZM21 124V123H20ZM29 124V123H28ZM250 124V125H251ZM257 124V123H256ZM255 124V125H256ZM18 125V124H17ZM24 125V124H23ZM34 125V124H33ZM36 125V124H35ZM118 125V124H117ZM152 125V124H151ZM229 125V124H228ZM248 125V124H247ZM96 127H97V125H95ZM122 126V125H121ZM238 126V125H237ZM245 126V128H246V125H244ZM24 127V126H23ZM33 127H35V126H33ZM32 127V128H33ZM36 127L38 128V126L36 125ZM35 127V128H36ZM115 127V126H114ZM228 127V126H227ZM248 127V126H247ZM250 127V126H249ZM255 127V126H254ZM253 127V128H254ZM257 127V126H256ZM262 127V126H261ZM95 128V129H94ZM181 128H187V130H188V128L190 129V133H191V139H190V142H189V146L186 148V146L185 147H183L182 145H181V143H180V141H179V137H181L180 135H179V130L181 129ZM222 128H224V129H222ZM240 128V127H239ZM228 129V128H227ZM236 129V128H235ZM238 129V128H237ZM236 129V130H237ZM36 129H33V131H35ZM48 130V129H47ZM249 130V129H248ZM217 131V130H216ZM226 131V130H225ZM235 131V130H234ZM238 131H239V129H238ZM237 131V132H238ZM18 132V131H17ZM36 133H37V131H35ZM233 132V131H232ZM241 132V131H240ZM252 132V131H251ZM39 133V132H38ZM223 133V132H222ZM231 133V132H230ZM242 133V132H241ZM258 133V132H257ZM233 134H234V132H233ZM182 135V134H181ZM221 135V134H220ZM19 135L17 134V137H18ZM25 136V135H24ZM23 136V138H25ZM36 136L38 137V138H41V136L39 137L37 134H36ZM35 136V137H36ZM80 136V137H81ZM237 136V135H236ZM261 136V135H260ZM21 135H20V140H22L21 139ZM46 136H44V139L45 140H47L46 138H45ZM215 137V136H214ZM220 137V136H219ZM240 137V136H239ZM15 138H16V136H15ZM19 138V137H18ZM18 138L16 139V140H18ZM48 138V137H47ZM242 138H244V137H242ZM8 139V138H7ZM26 139V138H25ZM33 139H34V137H33ZM35 139H37V138H35ZM34 139V140H35ZM43 139V140H44ZM49 139V138H48ZM223 139V138H222ZM226 139V138H225ZM237 139H238V137H237ZM13 140H15V139H13ZM16 140L15 141H12L11 140V142L12 143H14V142H16ZM38 140V139H37ZM40 140V139H39ZM37 141L38 143L39 142H43L42 141V139L40 140V141ZM44 140V141H45ZM242 140V139H241ZM247 140V139H246ZM250 140V139H249ZM246 141V142H250V145L252 146L253 145V147H254V141L253 140H251V141ZM23 141V140H22ZM49 141V140H48ZM48 141H46V142H48ZM244 142H245V138H244V140H243ZM256 141V140H255ZM259 141V140H258ZM9 142V141H8ZM10 142V143H11ZM25 142H27V139L24 141V143ZM229 142V141H228ZM28 143H30V142H27V144L25 143V145L26 146H28L29 147V145H30V147L29 148H31V145H33V143L31 144H29L28 145ZM37 143V144H38ZM122 143V142H121ZM120 143V144H121ZM42 144V143H41ZM45 145H46V143H44ZM119 144V143H118ZM221 144V143H220ZM241 144H243L244 146H245V144L242 142ZM240 144V145H241ZM24 145V146H25ZM109 145V147H112L113 146V143H111V144H108ZM250 145L248 146V147H250ZM256 145V144H255ZM11 146V145H10ZM17 146V144L15 145V147ZM35 147H36V145H34ZM102 146H104V145H102ZM118 146V145H117ZM124 146V145H123ZM128 146V145H127ZM242 146V145H241ZM33 147V146H32ZM35 147L33 148V150L35 151V150H37V149H39L38 147H37V149H35ZM106 147V146H105ZM126 147V145L124 146V149H126L125 148ZM220 147V146H219ZM256 147H258V146H255V148ZM261 147V146H260ZM260 147H258L259 149H260ZM43 148H44V146H43ZM49 148V147H48ZM103 148V147H102ZM121 148H122V145H121ZM242 148V147H241ZM254 148V150H255V152H256V149H258V148H256L255 149ZM19 149V148H18ZM41 149V148H40ZM39 149V150H40ZM45 149V148H44ZM44 149H42V150H40L41 152L43 151L44 152V154H45V152H46V154H47V151H50V149H47V146H46V149H45V151H44ZM123 149V148H122ZM161 149V150H160ZM204 149H206L207 150V154H203L202 153V151L204 150ZM223 149V148H222ZM226 149V147L224 148V150ZM244 149V148H243ZM258 149V150H259ZM262 150H263V148H261ZM22 150V149H21ZM116 150V149H115ZM223 150V151H224ZM227 151L229 150L228 148L226 149ZM249 150L251 151L252 149L251 148H249ZM254 150H253V152H254ZM262 150H260V151H262ZM40 151H38V153H41ZM116 151H118V150H116ZM120 151V150H119ZM226 151V152H227ZM259 151V152H260ZM112 153L114 152V151H111ZM228 152H230V150L228 151ZM258 152V153H259ZM264 152V151H263ZM37 153V151L34 153V155L36 154H38ZM51 153V152H50ZM116 153L117 152H115L114 154H113V156H114V159L116 158L117 159V156H116ZM261 153V152H260ZM143 154V155H144ZM157 154H161V158L163 159V160H168V161H170V162H172V165H170L171 166V168L169 169V170H167V172L166 171H164L163 170V167H164V165H161V164H159L158 165V167H157V170L158 171H160L159 173L158 172H156V174L155 175H153V173H151V172H154V170H152L151 171V169H150V173H149V171H147L146 169H148L149 167L147 166V163H148V161L150 160V158H148V157H152V156H157ZM228 154V157L229 158H227V155ZM253 154V153H252ZM262 154V153H261ZM35 155V156H36ZM43 156V154L41 153V154H39V156ZM31 156V155H30ZM47 156L49 157V156H51V155H49V153L47 154ZM109 156H110V153H109ZM216 157L217 158V161H218V164H212V162H211V160H212V157ZM259 156H260V154H259ZM44 158L46 157L45 155L43 156ZM42 157V158H43ZM48 157H47V159H48ZM213 157V158H214ZM233 157V156H232ZM247 157V156H246ZM31 158V157H30ZM30 158H29V161H30ZM34 158V157H33ZM38 158V157H37ZM36 158V159H37ZM43 158V159H44ZM257 157H255V159H256ZM69 159V158H68ZM116 159H115V161H116ZM246 159V158H245ZM261 159V158H260ZM38 160V159H37ZM50 160V158L48 159V161ZM163 160H161V161H163ZM252 160V159H251ZM259 160V159H258ZM31 161H33L32 163H33V166H35L34 165V161L35 160H31ZM39 161V160H38ZM45 161H47V160H45ZM106 161L105 162H103V163H105L106 164ZM112 161V160H111ZM110 161V162H111ZM115 161L113 160V162L115 163ZM146 161H147V163H146ZM113 162H111L112 164H114ZM31 163V164H32ZM110 163V164H111ZM230 163L232 164V162L230 161ZM256 163V162H255ZM117 164V163H116ZM187 165L191 170H190V172L191 173H189L188 171H186V169H185V176H183L184 178H185V195L182 197V196H180V194L178 195V193H180V192H178V193H176L177 191H175V194H174V198L170 201V198L172 197V196H170V192L171 193H173V186H174V182H175V180H176V177H177V174L178 173H180L181 171L179 170V167L181 166V165ZM229 164V163H228ZM108 165H109V162H108ZM234 165V164H233ZM254 165V164H253ZM103 166H104V164H103ZM229 166V165H228ZM263 166V165H262ZM124 166H121V168H123ZM126 167V168H127ZM145 167H146V169H145ZM148 167V168H147ZM261 167V166H260ZM63 168V167H62ZM71 170H70V169ZM91 168H93V167H91ZM96 168V169H95ZM117 168H118V173L116 172V174H117V176L119 175H121V173L119 172V168H120V166H118V164H117ZM121 168H120V170H121ZM160 170H159V169ZM70 171H72V172H70ZM105 169H108V168H105L104 167V169L103 170H105ZM124 169V168H123ZM135 169V170H134ZM218 169V170H217ZM221 169V168H220ZM234 169V168H233ZM251 169V168H250ZM255 169V168H254ZM137 170V171H136ZM149 170V169H148ZM225 170V169H224ZM243 170H244V168H243ZM247 170V169H246ZM262 170H263V168H262ZM82 171V170H81ZM123 171V170H122ZM202 171V170H201ZM80 172V171H79ZM102 172V171H101ZM126 172H127V170H126ZM125 172V173H126ZM132 172H134V173H132ZM207 172H209V171H207ZM262 172V171H261ZM152 174L153 175V179H149V178H151L152 176H150L149 174ZM212 173H214V172H212ZM220 173H221V171H220ZM127 174H128V172H127ZM134 174V175H133ZM157 174H158V176H157ZM207 174V173H206ZM210 174V173H209ZM224 174V173H223ZM228 174V173H227ZM227 174H226V176H227ZM241 175H242V173H240ZM243 178L245 177V175H248V174H245L244 172H243ZM29 175H31V174H29ZM35 175H37V174H35ZM35 175H34V177H35ZM41 175V174H40ZM67 175V174H66ZM93 175H94V177H93ZM232 175V173H230V176ZM250 175V174H249ZM248 175V176H249ZM260 175H261V173H260ZM259 175V177L258 178H260L261 176ZM28 176V175H27ZM26 176V177H27ZM33 176V175H32ZM38 176H39V174H38ZM115 176V175H114ZM113 176V177H114ZM157 178H156V177ZM252 176V175H251ZM264 175H262V177H263ZM28 177H30V176H28ZM27 177V178H28ZM41 177V180L43 179V181L42 182H46L47 180L45 179V178H47V179H52V178H50V176H47V177H45V178H42V176H40ZM40 177H39V179H40ZM49 177V178H48ZM51 177H53V175H51ZM122 177V178H123ZM155 177V178H154ZM247 177V176H246ZM245 177V178H246ZM250 177V176H249ZM36 178V177H35ZM128 178V179H127ZM228 178H229V174H228ZM227 178V179H228ZM242 178V179H243ZM258 178H257V180H258ZM10 179V178H9ZM24 179H25V177H24ZM44 179H45V181H44ZM54 180L53 181H56L57 180V178L55 177V178H53ZM71 179V178H70ZM96 179H98L99 181H96ZM114 179V178H113ZM183 179V178H182ZM207 179V180H206ZM217 179H219V178H217ZM226 179V181H228ZM239 179V178H238ZM241 179V178H240ZM11 180V179H10ZM21 180V179H20ZM23 180V179H22ZM22 180H21V182L20 183H22V186H24L23 185V183H24V180H23V182H22ZM37 180V179H36ZM35 180V181H36ZM41 180H38L39 182H37L36 181V184H40V181ZM115 180V179H114ZM117 180H118V178H117ZM120 180V179H119ZM124 180H123V183H124ZM181 180V179H180ZM262 180H264V178L262 179L261 178V181ZM18 181V180H17ZM27 181V180H26ZM29 181V180H28ZM33 181H34V179H33ZM32 181V182H33ZM60 180L58 179L57 180V184H59L60 185V182H59ZM129 181L128 182H125V183H129ZM215 181H217V180H215ZM223 181V180H222ZM225 181V182H226ZM232 181V180H231ZM234 181V180H233ZM244 181H245V179H244ZM261 181H259L260 183H261ZM31 182V181H30ZM41 182V184H40V187H46L47 186V184H48V182H46V185H44V183H42ZM52 182V181H51ZM59 182V183H58ZM107 182H112L111 184L109 183H107ZM229 182V181H228ZM236 182V181H235ZM243 182V181H242ZM241 182V180H240V183H242ZM254 182V181H253ZM258 182V181H257ZM258 182V183H259ZM264 182V181H263ZM15 183V182H14ZM29 183V182H28ZM33 183H35V182H33ZM33 183H30V184H33ZM137 183V184H136ZM221 183V182H220ZM246 183V181L244 182V184ZM29 184V185H30ZM38 184V185H39ZM51 183L49 182V184L48 185H50ZM100 184H102V182L100 183ZM222 184V183H221ZM229 184V186L231 185V182L230 183H228ZM237 184V183H236ZM239 184V183H238ZM252 184V183H251ZM254 184V183H253ZM261 184H263V183H261ZM19 185H21V184H19ZM42 185V186H41ZM44 185V186H43ZM65 185V184H64ZM98 185V186H97ZM250 185V184H249ZM264 185V184H263ZM262 185V186H263ZM27 186V185H26ZM25 186V188H27V187H30L31 188V186H27L26 187ZM113 186V187H112ZM176 186V185H175ZM19 187H21V186H19ZM73 187H74V185H73ZM234 187V186H233ZM235 187H237L236 185H235ZM234 187V188H235ZM241 188V186H238L237 188ZM251 187H252V185L250 186V189H251ZM264 187V186H263ZM23 188V187H22ZM34 188V184H33V186H32V188L31 189H33ZM47 188V187H46ZM48 188H50L49 186H48ZM47 188V189H48ZM55 188V189H56ZM115 188H118V189H115ZM221 188H222V190H221ZM253 188H256L255 186L253 187ZM252 188V189H253ZM2 189V188H1ZM28 189V188H27ZM27 189H26V191L24 190V188H23V190L25 191V192H27ZM34 189H36V188H34ZM54 189V193H56V190ZM175 189L176 190H179L178 188H176L175 187ZM236 189V188H235ZM250 189H248L249 191H251ZM257 189V188H256ZM255 189V190H256ZM51 190V189H50ZM99 190V191H98ZM156 190V191H157ZM199 190H202V193H201V191L200 192H198ZM1 191V190H0ZM248 191V192H249ZM57 192H59V191H57ZM244 192H245V189H244ZM1 193V192H0ZM29 193V194H28ZM45 193V192H44ZM54 193L52 194H50V193H45V195L46 194H48V197H50V196H52V195H54ZM140 193V192H139ZM149 193V192H148ZM168 193H169V195H168ZM199 193H201L200 195L201 196H203L204 197V199H202L201 201H199L198 202V194ZM250 193V192H249ZM30 194H32L33 196H34V194L30 191H28L27 192V194L25 195V198H28L29 197V195ZM58 194V193H57ZM241 194V195H240ZM28 195V197H26ZM44 195V196H45ZM50 195V196H49ZM172 195V194H171ZM55 196H56V194H55ZM54 196V197H55ZM58 196V195H57ZM31 197V201H29L30 198ZM30 197L28 198V199H23V201L25 200V202H24V205H29L28 207H30L31 205H35L33 208H35L36 207V204H32L33 203V201H35V197H32L31 195H30ZM53 197V196H52ZM246 197V196H245ZM260 197V196H259ZM64 198V199H63ZM56 199V198H55ZM124 199H126L125 201H124ZM258 199V198H257ZM26 200H28V201H26ZM158 200V199H157ZM209 201V202H207V201ZM59 201H61V200H59ZM123 201H124V206L126 207H120L121 205H120V203H123ZM260 201V200H259ZM28 202V203H27ZM159 203H160V201H158ZM157 202V203H158ZM243 202L245 203V201L243 200ZM248 202H249V200H248ZM248 202L246 201V203L248 204ZM254 202H255V204H256V201L254 200ZM26 203V204H25ZM34 203H37V201H35ZM39 203V202H38ZM59 202H57V204H58ZM162 203V202H161ZM217 203V204H218ZM245 203V204H246ZM251 203H252V201H251ZM262 203V202H261ZM54 205V207H53V210H58L59 209V204L58 205ZM238 204V203H237ZM243 204V203H242ZM214 205H216V204H214ZM228 205H229V203H228ZM229 205V206H230ZM250 205V204H249ZM56 206H59V207H57L56 209H55V207ZM221 206V205H220ZM237 205H235V207H236ZM248 206V205H247ZM27 207V206H26ZM26 208V209H29V208ZM32 207V206H31ZM30 207V211H26L27 212V215H28V217L30 216V221H31V219H32V221H36L35 222V224L36 223H38V225H37V228H38V226H39V223H42V222H45L46 223V225L47 224H51L50 226L49 225H47L48 226V228H47V226L45 225V226H43V223H42V225L41 226H39V227H46L45 229H51V228H53V230H54V228H62V224L64 225H66L67 223H64L65 221L63 220L65 217H62V216H56V217H54V218H52V216H54V214H55V212L54 211H49V212H51V214H53V215H51L49 212H46V214L44 215L42 212H40V211H35L36 213L38 212V214H43V215H41L40 214V216H43L44 217V219L42 218H40V216L39 215H37L34 211V213H32L31 211L33 210V208H31ZM201 207H202V205H201ZM221 207H223V205L221 206ZM226 207H228V206H226ZM235 207H231L232 208V210L235 208ZM240 207V206H239ZM243 207V206H242ZM259 207V206H258ZM61 208V207H60ZM119 208H121V209H119ZM248 208V207H247ZM250 208V207H249ZM253 208V210L255 209L254 208V206L253 207H251V209ZM32 209V210H31ZM36 209H38V208H36ZM142 209V208H141ZM144 209V208H143ZM142 209V210H143ZM160 209H158V210H160ZM219 209H221L220 207H217V210H219ZM236 209H237V207H236ZM39 210V209H38ZM52 210V209H51ZM59 210H61V211H59ZM58 210V212H62V209H59ZM140 210V209H139ZM156 210V209H155ZM216 210V211H217ZM230 211H232L231 209H229ZM235 210V209H234ZM233 210V211H234ZM240 210V209H239ZM168 211V210H167ZM214 211V210H213ZM230 211L228 212L229 214H231L230 213ZM238 211V210H237ZM148 212V211H147ZM246 212V211H245ZM47 213H49V214H47ZM57 213V212H56ZM149 214H150V212H148ZM154 214L156 213V212H153ZM158 213H159V211H158ZM168 213V212H167ZM216 213V212H215ZM219 213V212H218ZM225 213H226V211H225ZM234 214H236L235 212H233ZM67 214H69L70 216L68 217V215ZM140 214V213H139ZM145 214L147 215V213L145 212ZM149 214L147 215V218H149V219H147L146 218V216H145V218L147 219V220H149L150 221V219L151 220H153L154 218L156 219V217L157 216H151V214H150V216H149ZM153 214V215H154ZM160 214V213H159ZM227 214V213H226ZM141 215V214H140ZM176 215V214H175ZM233 215V214H232ZM237 215V214H236ZM244 215V214H243ZM143 216V215H142ZM149 216V217H148ZM199 216V215H198ZM221 216V215H220ZM62 217V219H61V221H60V223H58V219H60ZM139 217V218H138ZM163 217V218H164ZM227 217H229V216H227ZM53 219V221H51L52 219ZM55 218H58V219H56L57 221H55L54 219ZM65 218V219H66ZM196 218H197V216H196ZM39 219H41L42 221H40ZM142 220L144 219V218H141ZM158 219V218H157ZM199 219H201L202 220V218H200L199 217ZM238 219V218H237ZM249 219V218H248ZM37 220H39V221H37ZM63 220V221H62ZM178 220H179V218H178ZM197 220H198V218H197ZM236 220V219H235ZM155 221V220H154ZM194 221V220H193ZM203 221V220H202ZM208 221V220H207ZM232 221V220H231ZM142 222V221H141ZM197 222V221H196ZM205 222V221H204ZM6 223V222H5ZM32 224H33V222H31ZM44 223V224H45ZM149 223V222H148ZM191 223V222H190ZM228 223V222H227ZM200 224H202V223H200ZM231 224H232V222H231ZM141 225V226H140ZM176 225V224H175ZM199 225V224H198ZM219 225V224H218ZM217 225V226H218ZM109 228H108V227ZM173 226V225H172ZM196 226V225H195ZM223 226V225H222ZM42 227V228H43ZM51 227V228H50ZM122 227V228H121ZM124 227V228H123ZM9 228V227H8ZM37 228L35 229L36 231V233L35 234H37L36 236H38V235H40L39 233H41V232H48L49 233V231L50 230H46V231H44L42 228V230L40 231V230H37ZM65 228H66V226H65ZM64 228V229H65ZM165 228V227H164ZM168 228V229H167ZM169 228H172L171 229V231H170V229ZM217 228V227H216ZM257 228V227H256ZM40 229V228H39ZM119 229H122L121 231H119ZM148 229H149V231H148ZM156 229L157 228H155L154 227V230L156 231ZM57 230V229H56ZM55 230V231H56ZM60 230V229H59ZM102 230V231H101ZM153 230V231H154ZM158 230V229H157ZM208 230H210V229H207V231ZM230 230V229H229ZM234 230V229H233ZM52 231V230H51ZM50 231V232H51ZM100 231V232H99ZM148 231V232H147ZM47 232L46 233H43L44 234V236H45V234H46V236H48L49 234H47ZM57 232H59V231H57ZM81 232V231H80ZM100 234H99V233ZM107 232H110V233H107ZM206 232V231H205ZM210 232V231H209ZM103 233V234H104ZM156 233V232H155ZM157 233H158V231H157ZM160 233V232H159ZM43 234L41 233V235L43 236ZM81 234V233H80ZM96 234H99V235H96ZM153 234H154V232H153ZM162 234V235H163ZM206 234V233H205ZM208 234V233H207ZM254 234V233H253ZM41 235H40V238H41ZM161 235V234H160ZM216 235V234H215ZM155 236V235H154ZM159 235H157V237H158ZM39 237V236H38ZM52 236H48L47 238H51ZM99 237V238H100ZM150 237H152V235L151 236H149V238ZM156 237V236H155ZM156 237V238H157ZM43 238H45V237H43ZM102 238V239H103ZM147 238H148V235H147ZM146 237H145V239H147ZM149 238L147 239V240H149ZM155 238V239H156ZM201 238V237H200ZM23 239V238H22ZM37 239H39V238H37ZM101 239V240H102ZM111 239V240H112ZM152 239V238H151ZM153 239H154V237H153ZM158 239V238H157ZM156 239V240H157ZM40 240H42V238L40 239ZM40 240H36V243H33L34 245L36 244H38L39 242L38 241H40ZM97 240V239H96ZM100 240V239H99ZM126 240H128L129 241V244L127 243V241ZM140 240H142V239H140ZM161 240V239H160ZM163 240H161L162 242H163ZM60 241V240H59ZM82 241V240H81ZM103 241H105L104 239H103ZM126 241V242H125ZM131 241H132V243H131ZM143 241V240H142ZM141 241V242H142ZM158 241V240H157ZM22 241H20V243H21ZM55 242L56 241H54V243H52V247H53V244H54V248H52V247H50V249H51V255H52V257L54 256L53 254H55L60 248V246L62 245V243H59V242H57V244H55ZM63 242V241H62ZM68 241H66V242H63L64 244L65 243H67ZM111 242V241H110ZM141 242H139V243H137V244H140ZM144 242V241H143ZM142 242V243H143ZM23 243V242H22ZM70 243V242H69ZM79 243H81V242H79ZM77 244V251L76 252H78V249H81V248H78V247H81V246H79V245H84V246H87V244H86V242L83 244V243H81V244ZM125 243V244H124ZM18 244H19V242H18ZM58 244H59V247H58ZM120 244H122V246L124 245V247H122ZM126 244H127V246H126ZM201 244V243H200ZM15 245H17V244H15ZM20 245V244H19ZM104 245V244H103ZM119 247H118V246ZM22 246V245H21ZM21 246H18V247H16V248H20ZM24 246H25V244H24ZM63 246V245H62ZM66 248L68 247V246H70L69 244L68 245H64ZM100 246V245H99ZM99 246H98V244H97V246L96 245H94L93 244V246L91 247V246H89L88 248H87V252L86 251H84L85 249V247H82L83 249H82V251L84 252L83 254H81L80 253V251L81 250H79V253H77V254H81V256L83 255L84 257H81L82 259H83V261H81L82 259L80 258V256H79V259L77 260H75L77 263L76 264H87L86 262H88V263H90L91 261H96V263L98 262V263H102V264H112V263H110L111 261V259L110 258H107V255L105 254V251L104 250H102L101 248H99ZM106 246V245H105ZM121 246V247H120ZM219 246V245H218ZM223 246V245H222ZM231 246V245H230ZM233 246V245H232ZM28 247H31V246H27V248ZM33 247V246H32ZM39 247V246H38ZM71 247V246H70ZM70 247H68V248H70ZM91 247V248H90ZM102 247V246H101ZM137 247V248H136ZM21 248H23V247H21ZM27 248H26V253L25 252H23L24 250H22V252L24 253V254H20V253H22L21 252V250H18L19 252H17V251H15V252H10V253H13V254H9V252H8V255H7V259H6V261H7V263L6 264H19V261L20 260H22V261H24V264H39L38 263V259H40V261L42 260L41 259V256L42 255H39L38 254V252L40 253V250L39 251H36L37 252V254L40 256V258H38L37 259V257H39V256H37V255H35L36 256V261H34V258H33V255H34V253L33 254H31L32 252H31V248L30 249H28V250H30V254H28V252H27ZM35 248V247H34ZM120 248H122V250H120ZM141 248H142V250H141ZM152 248V247H151ZM228 248H229V246H228ZM24 249V248H23ZM37 249V248H36ZM61 249H62V247H61ZM98 249H100V250H98ZM126 249V250H127ZM208 249V248H207ZM76 250V249H75ZM125 250V249H124ZM167 250V249H166ZM228 250V249H227ZM67 251V250H66ZM110 251V250H109ZM128 251V252H129ZM195 252L197 251V250H194ZM194 251H192V248H186V250L185 251H182V253H188V256L190 257V256H193L195 253H194ZM17 252V253H16ZM42 252V251H41ZM49 252V253H50ZM71 252L73 253H76L75 251H72L71 250ZM70 252V253H71ZM92 254H91V253ZM99 252V253H98ZM125 251H123V253H124ZM127 252V253H128ZM216 252V251H215ZM214 252V253H215ZM218 252V251H217ZM221 252V251H220ZM45 253V252H44ZM112 253V252H111ZM127 253H124V255H126ZM194 253V254H193ZM200 253V252H199ZM210 253V252H209ZM229 253V252H228ZM25 254H28L27 256L25 255ZM40 254H42V253H40ZM76 254V255H77ZM94 254V255H93ZM118 254H120L121 255V253L119 252ZM139 254V255H138ZM150 254H152V253H150ZM179 254V253H178ZM197 254H198V252H197ZM201 254V253H200ZM206 254V253H205ZM208 254V253H207ZM212 254V253H211ZM25 255V256H24ZM46 254H43V257L45 256ZM50 255V256H51ZM61 255H63V257H64V254H61ZM66 255V254H65ZM116 255V254H115ZM123 255V256H124ZM130 255V254H129ZM186 256H187V254H185ZM221 255V254H220ZM228 255V254H227ZM67 256H69L68 257V262H69V258H70V256L71 255H68V252H67ZM67 256H65L66 257V259H67ZM128 256V255H127ZM151 256V255H150ZM150 256H148V258L147 259H151V257ZM177 256V255H176ZM187 256V257H188ZM214 256V255H213ZM218 256V255H217ZM42 257V258H43ZM64 257V258H65ZM129 257V256H128ZM130 257H132L131 255H130ZM139 257V258H138ZM186 257V258H187ZM198 257H199V255H198ZM210 256H206V260L205 261H207V263L206 264H211L212 263V258L210 257ZM234 257V256H233ZM6 258V257H5ZM59 258V257H58ZM116 258V257H115ZM159 258V257H158ZM165 258V257H164ZM191 258V257H190ZM217 259H218V257H216ZM236 258V257H235ZM54 260H55V258H53ZM121 259V258H120ZM128 259V258H127ZM131 259V258H130ZM142 259H144V258H142ZM214 259H215V257H214ZM216 259V260H217ZM222 259V258H221ZM229 259V258H228ZM231 259H233V258H231ZM241 259V258H240ZM57 260V259H56ZM59 261H60V259H58ZM64 260V259H63ZM176 260V259H175ZM174 260V261H175ZM181 260V259H180ZM226 260V259H225ZM224 260V261H225ZM5 261V260H4ZM39 261V262H40ZM43 261V260H42ZM42 261H41V263H42ZM52 261V260H51ZM65 262V263H68V262ZM181 261H183V260H181ZM195 261V260H194ZM222 261V260H221ZM220 261V262H221ZM230 261V260H229ZM228 261V262H229ZM239 261V260H238ZM3 263V261L1 260L0 261V263ZM58 262V261H57ZM55 263V261H54V263L55 264H58V263ZM61 262V261H60ZM63 262V261H62ZM62 262L61 263H59V264H62ZM188 262V261H187ZM218 262V261H217ZM242 262V261H241ZM1 263V264H2ZM53 263V262H52ZM53 263V264H54ZM161 263V262H160ZM168 263V264H169ZM182 264V262H178V264ZM190 263V262H189ZM196 263V262H195ZM222 263V262H221ZM68 264H70V263H68ZM72 264V263H71ZM158 264H159V262H158ZM162 264H164L163 262H162ZM214 264V263H213ZM223 264V263H222Z\"/></svg>",
  "mask_w": 264,
  "mask_h": 264
}]
</instances>
